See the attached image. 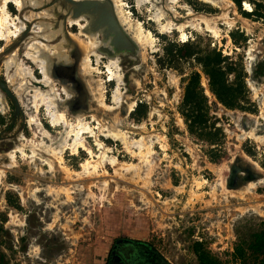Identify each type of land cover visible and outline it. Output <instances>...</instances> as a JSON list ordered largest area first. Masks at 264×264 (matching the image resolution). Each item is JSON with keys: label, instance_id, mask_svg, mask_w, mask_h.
I'll return each instance as SVG.
<instances>
[{"label": "rangeland", "instance_id": "1", "mask_svg": "<svg viewBox=\"0 0 264 264\" xmlns=\"http://www.w3.org/2000/svg\"><path fill=\"white\" fill-rule=\"evenodd\" d=\"M156 1L157 8L169 10L164 25L166 21L194 24L184 28L182 40L172 26L169 31H159L150 5L137 8L136 0H123L131 22H139L153 42L146 43L140 55L117 56L123 77L119 106L112 101L115 83L107 81L106 55H101L104 57L98 63L91 57L94 70L78 77L87 93L86 110L79 109L84 122L97 127L94 116L101 124L127 132L129 141L156 136L146 161L139 159L137 148H130L135 156L120 142L101 136L118 165L105 164L98 176L81 180L75 175L88 159L82 150L77 154L65 150L60 163L53 158L56 167L52 170L32 161L28 146L55 142L62 128L51 127L42 105L37 110L32 107L31 93L23 97V114L14 116L11 101L2 92L7 109L3 112L0 107V154L12 150L19 134L28 147L25 156L16 154L15 166L0 175V256L6 264H108L118 239L143 243L115 250L128 264H264V252L253 253L241 239L264 230V75L259 74L264 66L258 67L264 64V0H242L239 7L233 0H216L219 8L203 0H173L172 5L171 0ZM244 3L250 6L249 11L244 10ZM41 6L19 12L8 4L7 12L22 22L28 11L47 16L48 9ZM188 9L194 18H184ZM195 14L209 20L214 35L200 25ZM24 22L22 36L28 29L30 33L20 43L22 36L5 48L0 42L4 48L0 79L6 86L2 58L15 49L22 55V44L32 37L31 27L37 20ZM67 32L74 40L87 42L78 37L77 26ZM126 33L129 36V31ZM61 40L56 35L49 43L60 45ZM213 53L223 58V71L231 69L226 80L237 90L233 108L225 107L213 95L198 62ZM23 65L42 79L31 61L24 58ZM194 74L199 76L201 100L196 103L203 101L202 123L190 127L184 95ZM55 88L60 93V87ZM61 99L74 100H65L63 95ZM99 99L113 109L99 107ZM71 111L77 114L78 109ZM67 113L74 122L73 114ZM29 118L36 125L29 126ZM84 137L97 154L93 139ZM5 161L0 159V163ZM129 163L139 167L138 177L121 171V165ZM231 170L237 173L231 175ZM115 172H123V177ZM76 186L83 187L78 190ZM34 188L39 193H34ZM58 188H68V203L61 192L57 194ZM200 254L205 255L202 260Z\"/></svg>", "mask_w": 264, "mask_h": 264}, {"label": "bare ground", "instance_id": "2", "mask_svg": "<svg viewBox=\"0 0 264 264\" xmlns=\"http://www.w3.org/2000/svg\"><path fill=\"white\" fill-rule=\"evenodd\" d=\"M48 1L49 0H0V42L4 43V48L7 47V45L10 44L12 40L22 36V32L24 28L23 25L25 24L24 21H28L29 23L32 24L34 20L35 21L37 20L36 23L32 24L34 27H31L32 37L28 38V40L24 41V43L22 44L23 45L22 55H20V53H18V50L15 49V50H11L8 55L2 58V66L4 67L5 79L8 85L7 88L12 93V95L16 97L18 104L20 105L21 108L25 107V102L23 100L24 95L27 93H31L32 105H33L32 107L35 110H37L42 105L45 108L51 127L62 128V131L59 133L60 137L55 142L50 143L49 145L40 143L38 147H35L34 145L28 146L30 148V159L32 161L37 160L39 163L48 166L52 170L55 163L53 161L54 160L53 158H55V160L57 159V161H59L60 163L62 162L61 155L65 150H69L70 153L72 154H77L78 150L82 149V151H84L87 154L88 159L81 164L80 166L81 171L77 172L75 175L81 180H85L87 178L92 177V174L98 176V172L102 170L103 167H105L104 166L105 164L110 165L112 167H116L118 165V161L115 159V157L109 156V153L111 152L110 149L105 144H103V142L100 141L99 136H101L104 138L111 139L115 142L117 141L120 142V144L128 152L132 153V151L130 150V148L132 149V147L137 148L138 149L137 156L139 157V159H141L142 161H146V158L150 154V148L154 144V140L156 139V136L155 137L152 135L145 137L141 136L138 140L129 141L127 132L118 129L115 126H106L104 124H101L98 120L96 121L94 119V116L91 117L96 122L97 127L91 128L88 123L84 122L85 120L83 117L84 115L82 111L79 110V108H77L78 112H76L77 114H75L68 108L67 102L61 99V95H63L66 98L65 100H69L73 98L74 91L70 86V84L68 83L61 84L57 79L52 77L50 73L51 59L53 57H56V60H63L65 62L71 61V57H70L71 49L68 47V43H67L68 39L71 40L75 46L77 45L79 47V51H77L79 55L77 69H76L78 75L77 77H79L80 75L86 76V73L89 72V70H94L91 68V64H90L91 57H95L96 63H98L99 60L104 57L101 56L103 55V53H101L99 49L106 44L102 43L101 37L98 33L91 34L88 31H86L87 21L84 18H80L74 21L67 20V24H66L67 25L66 31L70 27L73 26L78 27L79 29L78 37L79 36L85 37L87 40V42L84 44L83 42L80 43L79 41L74 40V36H72L68 32L67 34H65L63 32V27L61 23H59L56 26L55 24L56 19L53 17V14L50 10L46 11L47 16L42 15L41 13H33L30 11L25 12L24 14L25 20L22 22L18 18H11L7 12L8 4H12L17 9V11L23 12L26 8H29L30 10H34V9L36 10L40 8L42 4ZM108 1H110L111 3L112 11L116 20L118 21V23L125 32L129 31L130 33L129 37L137 47V55H140L141 54L140 52L142 51L146 43L151 44L153 42V38L151 34L149 32L144 33L142 26L139 22H136V24H133L131 22L128 16L129 12L124 11L123 0H108ZM156 2H157L156 0H136L137 8H139L141 5L146 3L150 5L151 8L155 9V14L153 16V19L155 23L159 26L160 29L159 31H165L166 29L168 30L172 26L173 27L172 29L178 32L180 34V38L184 40L186 37V34L184 33L185 30L184 28L187 27L189 28L193 26L194 23L191 22L192 23L191 24L190 21H187L181 24H178L179 22L173 24L166 21L167 24L164 25L162 21L164 20L165 12L168 11L169 13V10H165L162 7L157 8ZM173 2L174 1L171 0V5ZM203 2L219 8L218 7L219 3L216 2V0H203ZM227 3L230 6L234 5L231 3V1L230 2L228 1ZM243 6L245 8L244 9L245 11L250 10V6H248L247 3H244ZM191 11L192 10L188 9V12L185 14L184 17L185 19H187L188 17L194 18V14ZM195 15L197 16L195 17V19L197 18V20L200 22V25H203L206 31H209L214 35L216 31H214V29L211 26H209V20L204 16H198L197 14ZM82 21H84L83 24L81 23ZM56 35L61 37L62 39L60 42L61 44L50 45L49 43L50 40H52ZM4 48H0V54L4 51ZM60 49L64 51V53L60 54V52L58 51ZM24 58L31 61V63L37 66V69L40 72L39 74L41 75L42 79L35 78L31 70L23 65ZM118 61L119 58L117 56L107 57V64L105 65L106 73L108 77L107 81L109 82L112 81L115 83V89L112 93V101L117 106H119L123 101V95L119 90V87L123 81V77L120 73L121 71L119 70L120 68ZM55 86L60 87L59 89L60 93L55 88ZM42 88H45L47 90H43ZM89 88L90 87H88V89ZM2 92L4 91L0 89V107H1V111L4 112L6 110L7 104L3 95L5 92L4 93ZM92 98L94 97L92 96ZM97 103L99 107L105 109L106 111L113 109L112 107L111 108L108 107L101 99H99ZM133 103L130 106L128 105L129 112L132 111V108L134 107ZM65 109L67 110V112L74 114L73 115L74 122H71L68 119L69 116L72 115L67 113ZM27 124L29 126L34 124L36 125L35 120L32 118H29L27 120ZM94 130H97L96 132H98L99 135H97L94 132ZM86 134L92 137L94 146L97 148L96 151L97 154H95V152H93L92 149L86 144L84 137V135ZM22 141H24V138L22 134H19L16 140L17 143L16 142L14 143L12 150L7 152L3 156L0 154V159L4 158L6 160L5 162L0 163L1 164L0 175H3L4 169H11L15 166L16 154H19L21 158L25 156L24 150L27 147L26 146L27 144L26 145L23 144ZM121 166H120L122 168L121 171L128 174L132 173L133 176L138 177L137 176L139 173L138 166L131 165L130 163ZM254 166L256 167V165ZM55 167L56 166H54V169ZM123 172L120 173L115 172V173L118 175H122L123 177ZM78 187L81 189L83 186L82 187L76 186V188ZM60 192L62 193L61 195L65 196L64 197L66 198L65 202L68 203L69 192H70L68 188L66 189L58 188L57 194H59ZM34 193H39V190L37 188H34ZM12 222L11 225L13 224ZM18 225L19 224H17V226Z\"/></svg>", "mask_w": 264, "mask_h": 264}, {"label": "water", "instance_id": "3", "mask_svg": "<svg viewBox=\"0 0 264 264\" xmlns=\"http://www.w3.org/2000/svg\"><path fill=\"white\" fill-rule=\"evenodd\" d=\"M41 8H46L52 12L56 19V26L61 23L65 34H67V20L74 21L84 18L87 21L86 31L91 34L98 33L101 37L102 43L106 44L99 49L103 55H106L107 57L126 54L137 56V47L116 20L110 1L49 0L42 4ZM28 27H30L29 23ZM27 33H30V29L24 33L18 43L24 39ZM67 43L68 47L71 49V61L65 62L63 60H56V57H51L50 73L52 77L57 79L61 84L68 83L72 87L74 91V100L67 101L68 108L70 110H75L77 108L86 110L84 99L86 98L87 93L84 85L77 77L76 70L79 55L74 43L69 39L67 40ZM2 55L0 54V57ZM0 89L4 91L8 99H10L14 109V116H17L20 113L23 114L16 97L12 95L4 84V81L1 79ZM230 173L233 175L237 172L236 170H231Z\"/></svg>", "mask_w": 264, "mask_h": 264}, {"label": "trees", "instance_id": "4", "mask_svg": "<svg viewBox=\"0 0 264 264\" xmlns=\"http://www.w3.org/2000/svg\"><path fill=\"white\" fill-rule=\"evenodd\" d=\"M242 0H233V3L239 7L240 2ZM264 18V15H263ZM223 58L220 57L219 53L208 54L202 58L198 59L201 67L203 68L206 76L209 80V88L213 95L217 98V100L222 103L227 108H233V100L236 95V89L233 85H229L226 80V72H230L231 69L228 68L227 71H223L220 67V64L223 62ZM264 64H259L258 67H262ZM259 74H263L259 73ZM241 85V84H239ZM199 86V76L194 74L185 88L184 95V104L190 109V114L188 115L190 127L194 125H199L202 123L200 112L202 111V102L197 101L201 100L200 95L197 93V88ZM194 105V107H192ZM201 107V109H200ZM243 242L247 244V247L250 251L257 254H262L264 252V230L255 231L247 237L241 238ZM133 245L134 247L137 245H142L143 243L138 241H130L127 239H118L113 244L110 257L108 259V264H128L126 260L122 259L115 250L118 249L119 246L125 245ZM132 247V246H131ZM200 259L202 260L204 257L200 254ZM3 256H0V264H6L3 260Z\"/></svg>", "mask_w": 264, "mask_h": 264}, {"label": "flooded vegetation", "instance_id": "5", "mask_svg": "<svg viewBox=\"0 0 264 264\" xmlns=\"http://www.w3.org/2000/svg\"><path fill=\"white\" fill-rule=\"evenodd\" d=\"M70 28H71V27H70ZM110 82H112V81H110ZM39 86H41V85H39ZM6 109H7V107H6ZM22 109H23V108H22ZM13 112H14V111H13ZM72 114H73V113H72ZM73 115H74V114H73ZM49 124H50V123H49ZM86 135H88V134H86ZM88 137H89V138H92V137L89 136V135H88ZM79 150H82V149H79ZM79 150H78V151H79Z\"/></svg>", "mask_w": 264, "mask_h": 264}]
</instances>
